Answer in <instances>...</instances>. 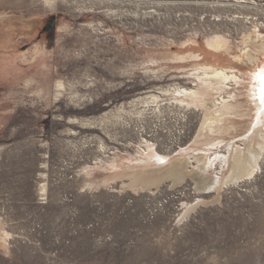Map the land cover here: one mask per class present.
I'll return each instance as SVG.
<instances>
[{
	"label": "rangeland",
	"instance_id": "374dc122",
	"mask_svg": "<svg viewBox=\"0 0 264 264\" xmlns=\"http://www.w3.org/2000/svg\"><path fill=\"white\" fill-rule=\"evenodd\" d=\"M253 31L264 0H0V264H264V151L218 192L106 179L144 141L193 145L183 90L249 70Z\"/></svg>",
	"mask_w": 264,
	"mask_h": 264
},
{
	"label": "bare ground",
	"instance_id": "6f19581e",
	"mask_svg": "<svg viewBox=\"0 0 264 264\" xmlns=\"http://www.w3.org/2000/svg\"><path fill=\"white\" fill-rule=\"evenodd\" d=\"M42 1L48 5L54 2ZM245 40L244 55L236 59L248 65L249 70L237 75L235 71L209 66L199 77L198 88L182 92L191 95L201 109L193 145L175 157H168L154 153L153 145L144 141L145 148L138 156L113 160L106 179L124 176L130 187L151 189L166 180L178 184L189 177L198 190L218 192L223 184L252 175L259 168L264 151V103L260 98L264 34L249 32ZM207 44L215 51L228 49L227 40L220 36ZM231 86L239 88L238 92L232 91ZM224 91L226 95H221ZM241 128L237 140L234 132ZM0 232L3 234L1 227Z\"/></svg>",
	"mask_w": 264,
	"mask_h": 264
},
{
	"label": "snow or ice",
	"instance_id": "6c2138e0",
	"mask_svg": "<svg viewBox=\"0 0 264 264\" xmlns=\"http://www.w3.org/2000/svg\"><path fill=\"white\" fill-rule=\"evenodd\" d=\"M261 89H260V98L261 102L264 103V76L261 77Z\"/></svg>",
	"mask_w": 264,
	"mask_h": 264
}]
</instances>
